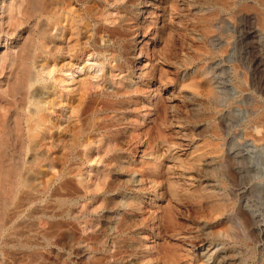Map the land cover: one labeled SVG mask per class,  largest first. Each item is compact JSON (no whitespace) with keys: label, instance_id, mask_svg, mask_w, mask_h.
I'll return each mask as SVG.
<instances>
[{"label":"rangeland","instance_id":"374dc122","mask_svg":"<svg viewBox=\"0 0 264 264\" xmlns=\"http://www.w3.org/2000/svg\"><path fill=\"white\" fill-rule=\"evenodd\" d=\"M16 1H9L14 8L22 0ZM125 6L136 26L118 42L105 36L97 44L95 34L88 39L91 31L70 32L65 20L54 27L46 15L39 17L49 41L32 64L31 89L52 84V92L42 94L51 128L42 131V145L19 154L22 174L36 155L44 158L35 190L18 184L8 203L0 201V264H31L35 251L44 252L42 264H51L56 251L72 264L98 256L109 261L117 248L121 253L107 264H141L144 258L143 264H164L159 251L166 247L177 252L178 264L191 258L221 264L223 255L235 252L241 264H264V0H132ZM14 12L0 7L1 26L7 28L2 18ZM35 18L20 26L24 35L33 30L39 36ZM4 32L0 56L16 53L23 41L18 30L8 41ZM121 62L130 66H116ZM127 83L139 88V103L136 96L126 102L140 112L130 114L135 135L126 131L113 157L105 141L99 148L92 144L88 154L85 146L68 149L83 98L121 97L118 87ZM120 160L133 166L119 168ZM65 177L71 179L65 197L72 210L57 219L70 222L72 238L59 247L45 233L58 204L52 189ZM104 179L120 186L99 188ZM135 197L139 205L129 208L127 200ZM107 198L116 207L104 208ZM164 207L172 208L173 223L163 224ZM127 215L133 223L128 235L116 228ZM93 232L98 239L87 238ZM125 236L134 238L138 253L124 246Z\"/></svg>","mask_w":264,"mask_h":264},{"label":"bare ground","instance_id":"6f19581e","mask_svg":"<svg viewBox=\"0 0 264 264\" xmlns=\"http://www.w3.org/2000/svg\"><path fill=\"white\" fill-rule=\"evenodd\" d=\"M9 1L10 0H3L2 5H0V7H2V12L4 13L9 9H14L15 12L10 13L7 20H4V18H2L3 24L5 25V23H7V28L1 26L0 24V33L2 31H5L7 37L4 38L5 41H8V35L14 36L15 31L18 30L19 35H23V41L17 44L19 46V50L16 53L8 51L0 56V167H2L0 172V201H2V203L4 204L8 203V195L14 192L15 186H17L18 184L26 186L28 187V189L35 190L36 175L41 171V169H37V167H42L44 158L36 155L33 160L31 159V164H29L27 169L25 168L26 171L23 170L25 171V173L22 174L17 173L19 169H22L24 167L20 163L21 159L19 158H21V155L19 154H22V152H25V150H35L36 145L40 143L42 131H46L51 128L47 124L48 116L43 110V107L46 104V100L42 97V94L43 92H45V90L52 92L50 89L52 84L45 82L31 89L35 81V74L32 71V64L33 62H38L39 57H41L44 48L48 46L49 41L48 37H46L45 31L42 30L45 26V23L43 20L40 21L39 17L46 15L49 19V25L54 27L60 26L65 20L67 21V24L71 26L70 32H73V29H76L77 33L83 32L84 30L86 33L91 31V34H87L88 39L92 38V33L95 34L94 41L97 44H99L100 40L104 39L105 36H107L108 42H110L111 40H114V42H118L122 39L124 41V38L133 33V28L136 26L134 17L130 14L131 10H128V7L125 6L126 3H130L132 0H127L124 4L121 3L123 0H22L18 5L15 6V8L12 2ZM122 13H124V15H122ZM32 16L38 17L35 18L36 20H34L33 23L35 26H38V29L40 30V34L38 37L35 35V32H33V30H29L27 35H24L20 30V26L27 23ZM94 19V22L96 23L92 24L91 21ZM117 20H119L118 24L115 23ZM68 25H65V28ZM44 38H46V40ZM122 47H125V45H122ZM110 49L112 48H105L104 46H100V51H102L103 53ZM35 52L38 53L36 54ZM111 53L113 57L117 55L115 54L116 49H112ZM41 64L44 66L47 63L45 64L44 62H42ZM116 66L120 68H128L130 65H126L125 63L121 62L117 63ZM130 78L131 77L129 76H124L122 79H124V81H127ZM36 79L39 80V77ZM121 83L123 84L125 82ZM125 85V87H118L117 94H120L121 97H89L88 99L84 97L85 100L83 98L84 101L82 100L80 102L82 104L80 107L81 116L79 115L81 123L78 124V129L73 132L74 137L71 138V142L69 141L71 144L68 149H73L75 146L81 145L85 146L84 153L88 154L92 149V144H96L97 148H99L105 141V152L107 154L110 151L113 152L112 155L110 154V156L113 157L115 155L114 150H116V148L122 149L124 147L122 138L125 137L124 134H126V131L130 129V134H133L132 136L135 135L134 130L131 129V123H129L130 114L133 113L132 116H135L140 112H137L136 108H133L135 109L133 112L132 108L128 106V103L133 100H131L130 98L134 96L137 97L136 105L139 103L137 100H139L140 98L135 94L139 91V88H132L128 83ZM52 99L49 100V103L52 102ZM128 100L129 102L126 103ZM31 105H35V108L33 110L30 108ZM27 107L30 110H27ZM107 110L116 111L117 113L114 115H108L106 114ZM102 112H105V114L99 115ZM50 122L52 121L50 120ZM122 124H126V126L121 128ZM40 144L42 145V143ZM115 157H117V155ZM116 163H120L119 168H130L133 166L131 162L126 163L121 160ZM119 184L120 183H116L114 181H109L107 183L106 179L102 181L99 180L97 182L99 188L102 187V189L105 188V190H113L115 188H118L120 186ZM51 185L52 184H49L47 188H50ZM70 187L71 179L69 177H65L58 185H56L52 189V195H55L58 198V204L52 208L53 211L51 212V218L48 219L49 229L45 233V237L49 239L51 244L59 247L61 246V244L65 245L68 239L72 238V234L70 233L72 232V230L69 227L70 222L66 221L65 219V221L57 219L59 216L61 218V216L66 215V213L68 214L72 210V207L67 201L68 199L65 197L70 193ZM137 201V198L127 200V206L129 208H136L137 205H139V202ZM117 204L118 203L109 201L108 198L103 199L102 201V206L104 208H113L114 206L116 207ZM138 208L141 207L139 206ZM171 209H169L168 207H164V209L162 210V212L164 211L162 214V222L164 225L173 223L174 219L171 214ZM109 217L111 216L106 215V220ZM132 226L133 223L127 215L117 222L116 228L121 232L127 231L128 235V233L132 231ZM167 226H170V224ZM105 228V235L106 233L109 235V228ZM97 233H90L87 235V238L98 239L99 236L97 235ZM128 238L129 237L125 236L123 239L126 241ZM113 241L117 242V239H113ZM133 241L134 238L130 239V242L126 241L124 246L131 247L130 253H138L137 248L139 245L137 243H134ZM69 248L72 249L71 247ZM172 249H169L167 247L160 249L159 254L162 253L160 259L163 260L162 262H164V264H178L177 252L173 251ZM119 253L121 252L117 248L116 251L108 257L110 258L109 261H111L112 258H114L115 260V257H118ZM193 254L194 251L185 252V256L187 257L188 255L193 256ZM240 255L241 254H239L238 252L227 253L223 255L222 259L219 260V262L221 264H241L243 260L238 259V256ZM44 258V252L35 251L30 263L42 264ZM104 259H106V257H93L91 260H89V262H86L84 264H107L106 262L109 261H105ZM144 259H142L141 261H145ZM152 259L155 260V258ZM50 260L51 261L49 262L51 264H72L70 261H68V258H63V255H61L60 251H56L54 254V258H51ZM157 260H155L154 263ZM192 261V258L190 260L188 259L186 260V264H197V262L200 260L194 259L193 263ZM139 262L140 261H137L134 264H139ZM142 262L141 264H143Z\"/></svg>","mask_w":264,"mask_h":264}]
</instances>
